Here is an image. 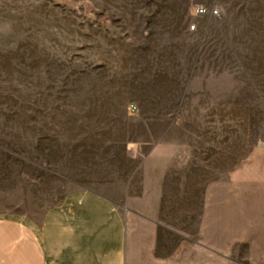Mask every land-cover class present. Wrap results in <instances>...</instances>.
<instances>
[{
	"label": "rangeland",
	"instance_id": "1",
	"mask_svg": "<svg viewBox=\"0 0 264 264\" xmlns=\"http://www.w3.org/2000/svg\"><path fill=\"white\" fill-rule=\"evenodd\" d=\"M159 94L182 118L169 138L188 149L210 132L232 165L264 147V0H0V216L39 220L142 164L125 149L146 125L126 110L155 114ZM179 179L164 181L162 254L178 241Z\"/></svg>",
	"mask_w": 264,
	"mask_h": 264
},
{
	"label": "crops",
	"instance_id": "2",
	"mask_svg": "<svg viewBox=\"0 0 264 264\" xmlns=\"http://www.w3.org/2000/svg\"><path fill=\"white\" fill-rule=\"evenodd\" d=\"M160 95L149 104L155 114L142 101L138 113L126 110L146 125V135L125 149L143 163L117 181L70 191L39 220L0 216V264H264V147L232 165L214 158L210 132L193 136L188 149L169 138L171 124L182 118L168 112L173 102ZM188 164L189 180L181 174ZM176 172L178 241L162 254L164 181Z\"/></svg>",
	"mask_w": 264,
	"mask_h": 264
},
{
	"label": "built area",
	"instance_id": "3",
	"mask_svg": "<svg viewBox=\"0 0 264 264\" xmlns=\"http://www.w3.org/2000/svg\"><path fill=\"white\" fill-rule=\"evenodd\" d=\"M195 13H196L197 15H204V14H206V13H209L211 16H213V17H215V18H218V17H220V15H221L220 10H219L218 8H216V7H213V8H211V9H207V8H205V7H197L196 10H195ZM191 28L194 29L195 26L192 25ZM134 109H136L135 106H134Z\"/></svg>",
	"mask_w": 264,
	"mask_h": 264
}]
</instances>
